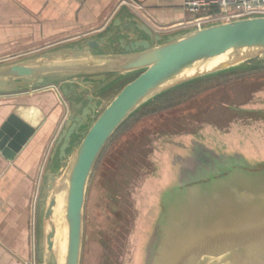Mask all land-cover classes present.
<instances>
[{
	"label": "water",
	"instance_id": "1",
	"mask_svg": "<svg viewBox=\"0 0 264 264\" xmlns=\"http://www.w3.org/2000/svg\"><path fill=\"white\" fill-rule=\"evenodd\" d=\"M130 14L126 25L110 31L115 19L102 37L0 62V93L57 86L70 106L36 198L37 264H80L91 173L135 110L178 85L264 54V14L168 33H156ZM250 65L264 68V62ZM136 71L106 105L100 102L105 90ZM34 132L12 113L0 126V152L12 160ZM202 148L204 166L179 169L159 196L153 227L140 246L141 264H264V167Z\"/></svg>",
	"mask_w": 264,
	"mask_h": 264
},
{
	"label": "rangeland",
	"instance_id": "2",
	"mask_svg": "<svg viewBox=\"0 0 264 264\" xmlns=\"http://www.w3.org/2000/svg\"><path fill=\"white\" fill-rule=\"evenodd\" d=\"M256 62H264V54L244 64ZM139 72L113 84L105 99L111 100ZM49 88L58 92L56 86L40 90ZM188 95L174 102H159L156 108L162 110L154 116L128 118L108 140L86 189L80 264L142 263L140 246L153 227L159 196L168 185L175 183L180 173L177 159L187 155L174 145L189 144V137H193L216 147L231 141L237 127L245 136L248 124L243 121L240 124L235 118L247 113L236 110L250 106L249 102L264 104V68L246 71L240 77L232 75L205 81L199 91ZM59 98L66 115L68 103ZM49 147L41 163L40 176ZM38 185L39 180L36 191ZM56 216L62 221L60 212Z\"/></svg>",
	"mask_w": 264,
	"mask_h": 264
},
{
	"label": "crops",
	"instance_id": "3",
	"mask_svg": "<svg viewBox=\"0 0 264 264\" xmlns=\"http://www.w3.org/2000/svg\"><path fill=\"white\" fill-rule=\"evenodd\" d=\"M122 1L0 0V62L88 37H102L115 19L118 21L110 31H117L128 23L132 12ZM135 1L143 6L141 11L145 17L138 13L136 16L153 31V28L174 26L192 18L183 8L185 0ZM40 88L44 87L0 93V126L14 113L35 127L34 134L12 160L0 152V264H24L36 258V198L54 142L70 112L66 101L68 111L64 115L65 108L59 98L64 97L58 87V92ZM100 100L103 105L110 101L105 99V93L100 95ZM51 167L53 172L58 171L59 162L54 161Z\"/></svg>",
	"mask_w": 264,
	"mask_h": 264
},
{
	"label": "flooded vegetation",
	"instance_id": "4",
	"mask_svg": "<svg viewBox=\"0 0 264 264\" xmlns=\"http://www.w3.org/2000/svg\"><path fill=\"white\" fill-rule=\"evenodd\" d=\"M249 104L250 106L248 107L236 110L247 113L246 115L236 116L235 118V121H238L240 124L241 121L248 124L245 127L247 129V134L245 136L242 135L243 133L240 127H237L238 129L233 131L234 136H232L231 141L218 144L216 147L200 143L196 141V139L194 140L193 137H189L190 139L188 138L189 144H178L175 142L177 145L174 146L183 149L187 154L186 156L177 159L180 164L179 169L183 168L192 170L199 167V165L204 166V164L201 163L203 161L201 155L205 152L202 146L218 153L242 155L249 161L252 158H255L251 160L253 161L252 164L258 166V168L264 167V104H255L254 102H249Z\"/></svg>",
	"mask_w": 264,
	"mask_h": 264
},
{
	"label": "built area",
	"instance_id": "5",
	"mask_svg": "<svg viewBox=\"0 0 264 264\" xmlns=\"http://www.w3.org/2000/svg\"><path fill=\"white\" fill-rule=\"evenodd\" d=\"M132 12L142 13L143 6L135 0H123ZM183 8L192 15L189 20L170 27L153 28L155 32H165L190 27L201 28L203 25L216 21H229L252 15L264 14V0H185ZM24 264H37L36 258L26 260Z\"/></svg>",
	"mask_w": 264,
	"mask_h": 264
},
{
	"label": "trees",
	"instance_id": "6",
	"mask_svg": "<svg viewBox=\"0 0 264 264\" xmlns=\"http://www.w3.org/2000/svg\"><path fill=\"white\" fill-rule=\"evenodd\" d=\"M257 67H253L250 65V63L247 64H241L240 66L230 69L225 72L218 73L216 75H211V76H206L202 78H198L186 83H183L181 85H178L168 91H165L152 99H150L148 102L140 106L137 110H135L128 118L134 117V116H154L156 113H159L162 109L156 108L157 106L159 107V102H174L175 100H182L185 97L187 98L189 95L188 93L190 92H196L201 89V84L203 82L208 81V80H213L216 78H221L224 76H232V75H237V77H240L245 73L246 71H252L256 69ZM112 88L110 87L108 90H106L104 93H108ZM127 118V119H128ZM127 119L117 128L116 131L121 129V127L125 124ZM115 131V132H116Z\"/></svg>",
	"mask_w": 264,
	"mask_h": 264
},
{
	"label": "bare ground",
	"instance_id": "7",
	"mask_svg": "<svg viewBox=\"0 0 264 264\" xmlns=\"http://www.w3.org/2000/svg\"><path fill=\"white\" fill-rule=\"evenodd\" d=\"M218 58H216V59H212V60H210V62H209V64H215L217 61Z\"/></svg>",
	"mask_w": 264,
	"mask_h": 264
}]
</instances>
